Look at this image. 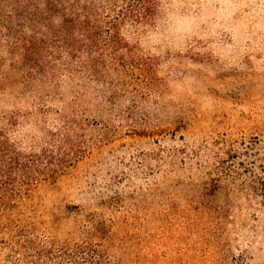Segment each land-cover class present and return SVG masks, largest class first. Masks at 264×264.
Here are the masks:
<instances>
[{
	"label": "rangeland",
	"instance_id": "rangeland-1",
	"mask_svg": "<svg viewBox=\"0 0 264 264\" xmlns=\"http://www.w3.org/2000/svg\"><path fill=\"white\" fill-rule=\"evenodd\" d=\"M123 36L144 70L108 86L0 55L13 141L38 153L71 128L85 147L27 215L72 243L95 220L122 264H264V0H157Z\"/></svg>",
	"mask_w": 264,
	"mask_h": 264
},
{
	"label": "trees",
	"instance_id": "trees-1",
	"mask_svg": "<svg viewBox=\"0 0 264 264\" xmlns=\"http://www.w3.org/2000/svg\"><path fill=\"white\" fill-rule=\"evenodd\" d=\"M156 11L157 0H0V55L6 53L31 80L66 77L108 86L109 76L144 70L123 29L151 24ZM6 62L1 58L0 67ZM6 76L0 73V98L13 86ZM17 124L11 114H0L2 264H122L110 250L112 237L95 220L87 221L76 243L39 234L37 221L27 215L30 202L85 147L75 144L81 135L70 128L38 153H28L13 141Z\"/></svg>",
	"mask_w": 264,
	"mask_h": 264
}]
</instances>
